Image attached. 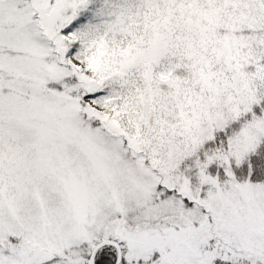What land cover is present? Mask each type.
<instances>
[{
	"label": "snow or ice",
	"instance_id": "snow-or-ice-1",
	"mask_svg": "<svg viewBox=\"0 0 264 264\" xmlns=\"http://www.w3.org/2000/svg\"><path fill=\"white\" fill-rule=\"evenodd\" d=\"M0 264H264V0H0Z\"/></svg>",
	"mask_w": 264,
	"mask_h": 264
}]
</instances>
